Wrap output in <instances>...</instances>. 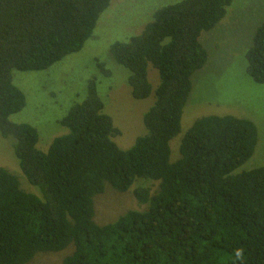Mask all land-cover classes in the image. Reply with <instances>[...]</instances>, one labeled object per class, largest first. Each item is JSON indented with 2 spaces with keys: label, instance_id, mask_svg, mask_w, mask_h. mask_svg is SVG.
Wrapping results in <instances>:
<instances>
[{
  "label": "trees",
  "instance_id": "obj_1",
  "mask_svg": "<svg viewBox=\"0 0 264 264\" xmlns=\"http://www.w3.org/2000/svg\"><path fill=\"white\" fill-rule=\"evenodd\" d=\"M111 1L0 0V136L36 189L25 192L0 168V264L67 250L62 264H264V166L234 174L254 153L255 125L229 115L198 118L171 160L192 76L208 59L201 34L234 0L163 6L140 34L109 47L112 63L128 72L132 98L154 97L145 133L130 148L114 143L119 130L98 94L112 74L106 58L92 61L85 96L58 121L67 132L47 151L37 148L34 127L10 121L26 104L12 72L45 71L79 52ZM245 58L247 76L264 84V24ZM149 68L159 77L155 89ZM107 188L132 190L143 209L97 224L94 199Z\"/></svg>",
  "mask_w": 264,
  "mask_h": 264
},
{
  "label": "rangeland",
  "instance_id": "obj_2",
  "mask_svg": "<svg viewBox=\"0 0 264 264\" xmlns=\"http://www.w3.org/2000/svg\"><path fill=\"white\" fill-rule=\"evenodd\" d=\"M180 1L112 0L79 52L45 71L12 72V83L24 94L26 104L19 113L10 117V121L34 127L39 136L37 148L47 151L55 137L67 132L58 125V121L85 96L87 83L96 70L92 61L106 58L110 61L112 74L108 78L103 77L97 88L98 94L100 89L104 111L119 130L114 143L121 150L130 148L135 139L145 133L143 115L152 106L154 97L142 101L132 98L126 84V70L112 63L109 47L140 34L154 11ZM263 24L264 0H234L220 23L201 34L200 42L207 51L208 59L205 66L192 76V91L182 112L180 133L170 142L172 161L179 159L183 136L195 120L229 115L252 122L258 133L252 157L234 174L264 166V84H256L247 76L245 58L253 45L257 28ZM148 78L155 89L159 83L157 72L149 68ZM0 168L18 177L22 190L36 192L20 172L11 141L1 136ZM94 209L95 222L104 225L127 211L143 207L134 199L132 190L119 194L107 188L104 194L94 199ZM69 253L70 250L59 254H38L29 264H62Z\"/></svg>",
  "mask_w": 264,
  "mask_h": 264
}]
</instances>
